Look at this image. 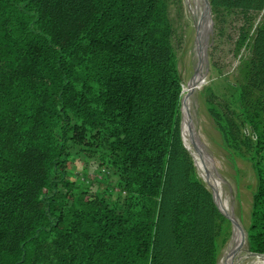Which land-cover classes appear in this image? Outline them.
I'll use <instances>...</instances> for the list:
<instances>
[{"label":"trees","instance_id":"trees-1","mask_svg":"<svg viewBox=\"0 0 264 264\" xmlns=\"http://www.w3.org/2000/svg\"><path fill=\"white\" fill-rule=\"evenodd\" d=\"M168 1L0 0V264L217 263L232 227L187 147ZM209 1L248 50L206 105L255 171L244 247L264 255V0ZM71 142L116 199L72 179Z\"/></svg>","mask_w":264,"mask_h":264},{"label":"rangeland","instance_id":"rangeland-1","mask_svg":"<svg viewBox=\"0 0 264 264\" xmlns=\"http://www.w3.org/2000/svg\"><path fill=\"white\" fill-rule=\"evenodd\" d=\"M199 4L203 5L207 13V19L201 26L197 24V17L201 13ZM168 5L174 27L173 42L177 50L182 78V98L183 96L185 98L186 87L201 71L200 83L196 84L197 88L190 94L192 134L197 138L195 144L208 156L209 162H211L208 163V167L220 179L223 190L226 191L227 203L225 204L227 205H223L217 199L215 190L205 176L206 174L195 165L199 176L212 193L217 207L219 204L228 213L227 215L219 207L231 222V235L227 242L221 246L218 260L232 240L237 220L242 228L240 242L243 255L244 258L249 259L251 256L245 253L244 237L250 221L252 197L256 189V174L248 160L237 154H232L225 148L220 132L214 125V119L209 114L206 105L207 100L218 99L214 95H221L224 92L225 82L238 79L240 61L248 53V50L245 47L239 49L236 44L239 36L236 15L228 13L225 9H221L217 15L213 14L209 0H169ZM202 32H206L203 40ZM185 119L186 106L184 103V123ZM186 140L189 153L195 164L196 147L192 141H189L187 135ZM70 150L68 167L73 172L72 179L78 180V176L80 179L84 173V187L90 184L89 186H92L93 190L101 192L103 195H113V198L116 199L119 196V190L115 188L118 178L115 170L111 168L109 174H103L102 168L100 171V167H98L96 156L89 155V151L82 149L76 142H71Z\"/></svg>","mask_w":264,"mask_h":264},{"label":"bare ground","instance_id":"bare-ground-1","mask_svg":"<svg viewBox=\"0 0 264 264\" xmlns=\"http://www.w3.org/2000/svg\"><path fill=\"white\" fill-rule=\"evenodd\" d=\"M199 8L201 9V13H200V16L197 17V24H200L201 26V25H204L203 21L207 19V13L205 12L202 4L201 5L199 4ZM205 34L206 32L201 33L202 40L204 39ZM200 78H201V71L193 78V80L188 85V87H186L187 92L184 98V103L186 106V119H185L186 133H187V137L189 141H192L194 147H196L195 165L200 167L203 173L206 174L205 176H207L209 183L214 188L215 195L218 198V200L221 201L223 205H227L225 204L227 203L226 201L227 198L225 194L226 191L224 192L220 179L216 177V175L212 173L213 170L211 171V169L208 167V163H211V162H209V158L203 152V150L197 144H195L197 143V138L192 134L193 126H191V124L193 121L191 122L190 112L192 111H191L190 94L195 88H197L196 84L200 83ZM193 98H196V97H193ZM185 126H184V131H185ZM237 221H236L237 224L233 231L232 240L230 241L227 249L221 255V257L219 258L216 264H264V255L253 254V253L245 251V253L251 256V258L249 259L244 258L243 249L241 247L242 243L240 242L242 239V235H241L242 228L239 226L240 223L238 224Z\"/></svg>","mask_w":264,"mask_h":264},{"label":"built area","instance_id":"built-area-1","mask_svg":"<svg viewBox=\"0 0 264 264\" xmlns=\"http://www.w3.org/2000/svg\"><path fill=\"white\" fill-rule=\"evenodd\" d=\"M103 174H109L110 173V169H107V168H102V171H101Z\"/></svg>","mask_w":264,"mask_h":264},{"label":"water","instance_id":"water-1","mask_svg":"<svg viewBox=\"0 0 264 264\" xmlns=\"http://www.w3.org/2000/svg\"><path fill=\"white\" fill-rule=\"evenodd\" d=\"M181 123H182V121H181ZM182 139H183V137H182ZM184 143V142H183ZM222 211V210H221ZM223 212V211H222ZM224 213V212H223Z\"/></svg>","mask_w":264,"mask_h":264}]
</instances>
